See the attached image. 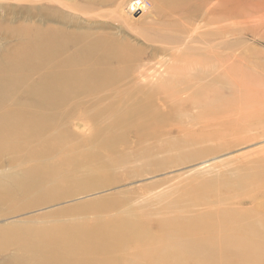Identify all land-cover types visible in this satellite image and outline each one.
Segmentation results:
<instances>
[{
	"label": "rangeland",
	"instance_id": "1",
	"mask_svg": "<svg viewBox=\"0 0 264 264\" xmlns=\"http://www.w3.org/2000/svg\"><path fill=\"white\" fill-rule=\"evenodd\" d=\"M131 1L0 0V46L4 49L11 51V48L20 41L21 36L15 34V28L31 32V35L37 32V35L44 34L49 37L59 34L63 39L76 37V43H70L63 52L49 57L46 65L36 70L33 76L34 83L38 82L41 76H47L50 80L53 76H61L65 72L82 74L89 68H105L117 73L125 66L128 68L129 75L118 84V88L109 87L112 89L105 88L106 90H97L89 94L81 91V94L75 93L72 99L63 102V107L67 108L63 117L65 122L63 131L66 138L63 142L64 146L60 144L54 149L59 153L57 160L67 157L70 160L85 155L88 158V155L95 153V149H87L93 142V135L99 131V128L105 129L110 121L106 122L104 119L105 123L103 122L102 126H96L90 118L92 114H99L102 107L112 109L111 114L121 113L128 105L131 108L137 105L152 106L154 109L156 107L158 113L168 115L167 124L181 127V132L174 133L178 134L177 138H173L177 140V145H180L177 149L164 147V143L166 144L172 137L159 133L161 137H146L135 140L136 142L133 141L134 138L125 137L127 148L124 147L122 150L118 143L117 147L121 149H118V156L97 150L106 158L109 165L107 171L103 170L97 175L103 180L102 184L93 183L81 188L75 186L69 194L76 195L70 199L26 210L21 215L55 217L60 210L71 208L76 204H81V210H91L92 204L97 200L123 199L124 201L125 199L128 204H132V207H136V202L132 201L149 194L147 198L151 200L145 206H142V203V207L137 208L139 211H147L159 207L156 204L150 205L152 200L156 202V198L152 197L155 194L158 193L163 196L162 198L175 196L177 201L179 198L182 199L176 205L179 209L174 208L172 211L165 207L160 211L159 216L162 217H158V221L150 220L143 225L141 231L146 236L152 231L146 240L139 243L129 238L118 244L112 239L111 243L116 249L112 248L111 253L94 255L88 262L194 264L193 259L201 256L203 259L213 260L211 264H264V235L250 236L258 246L251 254V261L249 255L243 251L228 254L230 249L226 246L227 240L244 227L256 222L254 218L259 216V213L253 211V207L261 202L264 203V196L258 193L245 196L254 189V186L245 184L246 188L237 194L239 199L232 197L224 202L217 201L213 197H204L201 200L197 196L198 192L191 195L187 190L190 182L195 180L199 170L202 169L198 168L201 162H206L203 166L209 167L210 173L219 172L225 174L224 179H228L232 177L231 171L242 170V165L239 164L247 162L248 160L244 158L251 157L254 149L260 147L264 149V138L236 146L235 143L230 144L226 132L217 127L199 131V128L193 126L191 122L196 112H199L198 109H204L205 100H198L195 91H190V88L215 89L225 86L229 87L225 95L231 96L234 94L230 91L234 82L231 80L227 82L226 78L264 77V0H183L181 2L173 0L171 5L162 4L158 0H145L146 6L139 11L129 9ZM100 36L110 38L109 41L114 42L117 50L121 49V45L124 46L125 52L122 53L130 55L126 61L119 63L110 60L103 64L105 62L98 59H84L80 55L81 48ZM99 48V52H103L105 46ZM96 53L98 54V51ZM250 84L254 82L250 81ZM167 88L169 90H165ZM182 88L187 90L184 91L185 89ZM170 90H176L174 94H178L174 95L173 92L171 94ZM128 97L129 103H126ZM107 98L112 99L113 102H107ZM94 105L98 107L94 108ZM88 114L90 118L87 117ZM112 132L114 133L113 129L107 135L106 142L116 137ZM124 136H126L125 131ZM34 144L40 146L44 142L41 137H37ZM77 146L80 152L74 151ZM145 149H148L149 156L144 153ZM122 155L123 159L118 163ZM147 162L150 165H145ZM156 164L162 169L150 173ZM142 170L147 173L142 176L136 175ZM93 185L96 186L92 187ZM226 198L227 196L224 197ZM227 207L241 213V217L233 218L234 223L225 220L223 224L215 227L214 232L207 234L203 228L198 232H188L186 229L188 219L213 212L215 208L219 212L220 209ZM259 211L264 212V207ZM153 213L155 214L156 210H153ZM175 213L180 219L176 221L178 225L172 222L166 228L165 223L167 224ZM203 218L207 220L208 216ZM108 219L110 222L111 220L117 222L122 218ZM82 223L87 230L95 226L93 219H85ZM164 228L169 230L167 231L169 234L162 232ZM161 234L162 239L158 240ZM205 236L216 237L212 242V249L201 250L197 255L190 253L178 255L173 249L177 247L178 240L186 243L187 240L205 239ZM152 240L155 242H151ZM143 251L145 255L139 257L140 254L142 256ZM86 252V250L81 251V257L89 255ZM136 254L139 257L137 261Z\"/></svg>",
	"mask_w": 264,
	"mask_h": 264
},
{
	"label": "bare ground",
	"instance_id": "2",
	"mask_svg": "<svg viewBox=\"0 0 264 264\" xmlns=\"http://www.w3.org/2000/svg\"><path fill=\"white\" fill-rule=\"evenodd\" d=\"M158 1L169 5L173 3V0ZM181 1L183 0L179 2ZM144 6H146L145 0H132L128 7L130 10L139 11ZM14 32L21 37L20 41L11 48V51L0 46V264H92L88 261L94 255L104 252L111 253L112 248L116 247L111 243L112 239H114L113 242L116 240L115 242L118 244L129 238H133L139 243L146 240L152 231L148 232L146 236L141 231L143 225L150 220L158 221V217H162L159 216V213L165 207L171 210L179 209L176 205L182 199L179 198L177 201L175 196L162 198L163 196L157 193L152 196L156 198V202L152 200L150 205L156 204L159 207L147 211H139L137 208L142 203V206H145L151 200L147 198L149 194L142 195L141 199H134L132 202H136V207H132V204H128L125 199L124 201H122L123 199L97 200L92 204L91 210H81V204H76L71 208L60 210V213H56L55 217H23L21 215L26 210L70 199L76 195L69 194L75 189V186L81 188L93 183L102 184L103 180L99 179L97 175L103 170L107 171L109 165L106 158L97 150L117 155L118 149H120L117 147L118 143L122 150L124 147L127 148L125 137L134 138L133 141L136 142L146 137H161L162 135L159 133L172 137L167 140L166 144L164 143V147L169 146L172 149H177L180 145H177V140L174 139L178 134L174 133H176L175 131L181 132V127L167 124L168 115L158 113L156 107L154 109L152 106L137 105L131 108L128 105L119 114H111L112 109L107 107L103 109L102 107L99 114L91 115L92 118L88 117L90 113L87 115L96 126H102L105 121H110L105 129L101 127L93 135V142L87 149H95V153L88 155V158L85 155L73 157L70 160L69 157L57 160L59 153L54 149L60 144L63 145L66 138L63 131L65 127L63 117L67 108L63 107V102L66 99H72L75 93L81 94V91L89 94L97 90H111L112 88L109 87L118 88V84L129 75L128 68L125 66L118 73L105 68H89L82 74L65 72L61 76H53L50 80L47 76H41L39 81L34 83L33 76L36 70L45 66L49 57L63 52L70 43H76V37L63 39L59 34L49 37L44 34L37 35V32L31 35V32L22 31L21 28H15ZM109 39L107 36H100L94 42L82 47L80 55L86 60L98 59L105 62L103 64L110 60L119 63L125 62L130 55L123 54L124 46L121 45V49L117 50L114 42ZM101 46H105L103 52H99ZM263 78L262 76H250L246 79L242 77L226 78L227 82L228 80L234 82L230 90L234 94L231 96L225 95L229 88L225 86L215 88L217 90L201 87L190 88V91H195L194 94L198 100H205L204 109H198L199 112H196V119L192 120V125L197 126L199 131L217 127L219 130L225 131L231 141L230 144L235 143L236 146L261 140L264 138ZM222 79L224 78L222 77ZM250 81H253L254 84H250ZM258 81L262 83L259 84ZM163 87L166 88V86ZM184 89V91L187 90V88ZM165 90H169V88ZM178 91L180 92V90ZM172 92L174 94L176 90L171 91V94ZM22 97H24L23 100ZM129 99L128 97L126 103H129ZM106 100L113 102L109 98ZM93 107L96 108L98 105ZM80 113L82 112L80 111ZM112 129L114 131L112 134L116 137L114 140L106 142L107 135ZM124 131L126 136H124ZM37 137H41L43 145L36 146L34 144ZM74 151L80 152L79 146ZM144 153L149 156L148 149H145ZM252 153L251 157L244 158V160H248L247 162L239 164L242 165V170L231 171L232 177L228 179H224L225 174L210 173L209 167H204L206 162H201L198 168L202 169L199 170L195 180L190 182L191 184L188 185L190 189L187 188V190L191 195L198 192L197 196L201 200L204 197H213L217 201L224 202L232 197L239 199L237 194L246 188L245 184H249L254 186V189H251L245 196L257 193L264 196V149L260 147L254 149ZM5 158L7 160H4ZM122 159L123 155L120 156L118 163ZM145 165L150 164L147 162ZM160 169L162 168L156 164L150 173ZM137 173L136 175L142 176L147 172L142 170ZM226 196L227 198L224 199ZM185 199L187 200V198ZM263 207L264 203L262 202L254 205L253 211L259 213L258 218H254L256 222L244 227L234 237L232 236L226 241V246L230 249L228 254L235 251L242 253L243 251L249 255L251 261V254L258 246L250 239V236L264 235V212L259 211ZM153 210H156L155 214ZM171 210L170 212L173 211ZM214 210L188 219L186 226L188 232H198L203 228L206 230L205 234L211 233L225 220L234 223V217H241V213L232 208H223L219 212L216 211L217 208ZM176 214H173L174 216L167 224L165 223V227L169 223L176 224V221L180 220ZM207 216L208 219L205 220L203 217ZM118 217L122 219H118L117 222H112V220L110 222L108 219ZM85 219H93L95 225L93 229L87 230L83 227L82 222ZM153 224L155 225V223ZM175 224L173 225L175 226ZM167 231L169 232L165 228L162 230L165 233ZM215 238L205 236V239L187 240L186 243L178 240L177 247L173 249L178 255L186 253L197 255L201 253V250L212 249V242ZM161 239L162 234L158 240ZM143 243L146 246V243ZM140 249L142 248L140 247ZM83 250H86L89 255L81 257ZM143 254L144 251L142 256L138 253L139 257H143ZM139 257L136 254V261ZM227 257L229 258V256ZM212 262L213 260L209 261L201 256L193 259L194 264H211ZM98 264L109 263L100 262Z\"/></svg>",
	"mask_w": 264,
	"mask_h": 264
},
{
	"label": "built area",
	"instance_id": "3",
	"mask_svg": "<svg viewBox=\"0 0 264 264\" xmlns=\"http://www.w3.org/2000/svg\"><path fill=\"white\" fill-rule=\"evenodd\" d=\"M139 4V3H138Z\"/></svg>",
	"mask_w": 264,
	"mask_h": 264
}]
</instances>
